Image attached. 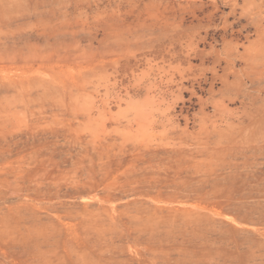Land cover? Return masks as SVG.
I'll return each mask as SVG.
<instances>
[{"label":"rangeland","instance_id":"rangeland-1","mask_svg":"<svg viewBox=\"0 0 264 264\" xmlns=\"http://www.w3.org/2000/svg\"><path fill=\"white\" fill-rule=\"evenodd\" d=\"M0 264H264V0H0Z\"/></svg>","mask_w":264,"mask_h":264}]
</instances>
